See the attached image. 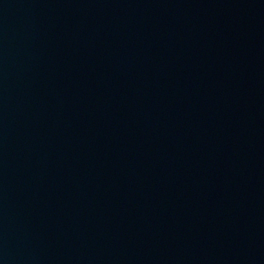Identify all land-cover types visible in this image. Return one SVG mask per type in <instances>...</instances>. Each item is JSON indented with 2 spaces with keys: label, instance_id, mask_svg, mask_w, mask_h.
I'll return each mask as SVG.
<instances>
[{
  "label": "water",
  "instance_id": "1",
  "mask_svg": "<svg viewBox=\"0 0 264 264\" xmlns=\"http://www.w3.org/2000/svg\"><path fill=\"white\" fill-rule=\"evenodd\" d=\"M0 264H264V0H0Z\"/></svg>",
  "mask_w": 264,
  "mask_h": 264
}]
</instances>
